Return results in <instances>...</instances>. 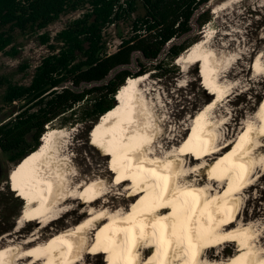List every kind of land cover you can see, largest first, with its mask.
I'll use <instances>...</instances> for the list:
<instances>
[{
	"label": "bare ground",
	"instance_id": "bare-ground-1",
	"mask_svg": "<svg viewBox=\"0 0 264 264\" xmlns=\"http://www.w3.org/2000/svg\"><path fill=\"white\" fill-rule=\"evenodd\" d=\"M220 11L217 8L214 14ZM213 34L177 59L184 71L200 63L198 72L215 96L193 117L184 144L172 147L164 157L153 151L159 126L145 99L146 91L141 90L146 75L129 78L116 94L118 104L93 128L96 142L107 147L106 155L112 154L113 184L125 185L138 198L136 204L125 211L95 207L106 194L101 182L74 183L68 167L59 169L54 160L63 147L55 143L66 135L47 129L42 147L17 168L14 187L26 200L22 219L47 227L63 206L87 204L89 211L77 215L84 219L74 229L47 241L33 232L20 248L0 242V264H86L88 255H103L107 264H264V237L257 234V224L239 220L240 196L256 182L252 173L257 160L264 170V154L255 155L263 149L259 147L264 140V98L236 139L216 135L208 112L224 98L225 90L216 81L215 54L206 46ZM252 70L255 75L264 74L262 57L255 60ZM203 169L206 179L191 180ZM184 170L191 171L183 175ZM90 230L94 239L87 253L85 238ZM218 247H224L223 252L232 248V254L226 260L223 255L211 259L209 252Z\"/></svg>",
	"mask_w": 264,
	"mask_h": 264
},
{
	"label": "rangeland",
	"instance_id": "rangeland-1",
	"mask_svg": "<svg viewBox=\"0 0 264 264\" xmlns=\"http://www.w3.org/2000/svg\"><path fill=\"white\" fill-rule=\"evenodd\" d=\"M217 8L221 11L214 14ZM205 11L209 12L211 20L202 26L200 25V15ZM144 13L145 10L139 3L138 12L135 16H142ZM80 14L81 12L63 16L59 21L49 26L46 31L55 35ZM191 27L192 30L189 34L169 42L158 57V61L156 60L152 64L167 63V53L173 45L205 41L210 38V34L213 32V38L206 46L215 54L216 64L219 67L216 81L225 90V95L208 112V118L214 123L213 130L216 135L234 140L240 130L244 128L245 123L250 118L255 117L256 110L264 98V74L255 75L252 70L257 58L262 57L264 65V0H240L237 3L236 0H231V2L230 0L228 2L226 0H209L194 14ZM126 33V25L123 24L116 29L114 27L109 28L107 37L111 52L117 49L120 43V34L125 35ZM15 36L16 42L21 46V52L17 58L0 54V77H7L15 83L27 85L30 83L35 67L40 64L42 58L49 51L46 47L41 46L33 36H24L18 31H16ZM177 59L167 67L168 70L162 80L153 79L149 73L146 74V80L141 84V90L146 91L145 99L150 107L153 120L159 126V134L152 147V149L154 148L153 151H157L159 157H164L168 151L172 150V147L178 148L185 143V139L190 136L193 117L215 99V96L209 93L210 89H206L200 72L195 73V65L200 63L197 62L193 66H188L184 71L182 65L177 63ZM24 63H28L30 66L26 73L19 69ZM140 64H145V60L140 53H135L130 66L112 71L106 80L82 84L78 88L71 85L69 87L76 92H82L84 89L102 86L122 69H128L131 73L138 71ZM3 92L4 88L0 87V107H4L1 99ZM0 117L2 118L1 115ZM93 126L95 129V125ZM92 127L88 129L83 124L63 126L61 118L46 128L61 130L66 135V138H61L56 141L58 143H55L63 149L61 153L57 154L54 161H58L59 169L64 170L68 167L70 176L75 179L74 183L87 182L93 179L101 182L102 191L106 194L97 201L95 207L106 208L110 211L130 209L131 205L136 204L138 198L132 195L133 192L126 191L125 185L116 187L113 184L112 177L116 170L114 169L112 154L106 155L107 147L105 149L104 145L96 142L94 129L91 131ZM41 141L43 145V140ZM263 146L264 140L262 139L259 148L263 149L257 150L255 154L258 158L264 154ZM0 158L3 166V179L0 182V242L4 246L11 244L13 247L20 248L32 236L33 232H35L33 235L36 234L47 241L63 230L74 229L75 225L84 219L77 215L84 211L88 212L89 207L87 204L79 205L76 203L58 208L60 214L52 223L47 224V227H43L40 222L32 225L29 224L28 220L27 222L24 221L22 214L26 200L19 196V192L14 187L19 165L9 163L2 153H0ZM187 159L190 161L191 157L189 156ZM193 163H197V161L194 160ZM190 171L184 170L182 173L185 175ZM202 172L195 173L191 180L206 179L204 169ZM263 174L262 163L257 160V165L252 173V179L256 182L240 196L242 211L239 216V220L241 219L247 225L250 223L257 224L259 228L257 234L262 235V237H264ZM68 210L69 212H67ZM93 236L94 231H88L85 238L87 240V253L93 242ZM6 240L8 241L6 242ZM232 248H234L233 250L237 249L236 246ZM232 248H229L227 252H223L224 247L213 248L209 252L210 257L212 259L214 256L223 255L222 258L224 257L223 259L226 260L232 254L230 252ZM140 250L142 251V249ZM86 262V264H107L103 255L101 258L88 255Z\"/></svg>",
	"mask_w": 264,
	"mask_h": 264
},
{
	"label": "trees",
	"instance_id": "trees-1",
	"mask_svg": "<svg viewBox=\"0 0 264 264\" xmlns=\"http://www.w3.org/2000/svg\"><path fill=\"white\" fill-rule=\"evenodd\" d=\"M208 1L0 0V54L19 56L16 31L33 36L49 51L35 67L29 84L0 77V87L4 88L0 149L7 161L19 165L38 151L46 128L61 118L63 126L83 124L90 129L96 125L117 105V91L128 78L150 73L153 79L162 80L167 67L196 41L173 45L167 63H152L169 42L191 32L192 17ZM139 3L145 13L135 16ZM78 12L79 17L55 35L46 31L63 16ZM210 20L208 11L200 15V25ZM121 24L126 25L127 33L120 34V43L111 52L108 30ZM135 53L145 60L138 71L122 69L106 84L82 92L69 87L106 80L112 71L130 66ZM29 68L28 63L19 67L25 73Z\"/></svg>",
	"mask_w": 264,
	"mask_h": 264
},
{
	"label": "water",
	"instance_id": "water-1",
	"mask_svg": "<svg viewBox=\"0 0 264 264\" xmlns=\"http://www.w3.org/2000/svg\"><path fill=\"white\" fill-rule=\"evenodd\" d=\"M195 67H196L195 73H198V69H199L198 65H195ZM0 153H2L1 149H0ZM2 179H3V166H2V162H1V158H0V182L2 181Z\"/></svg>",
	"mask_w": 264,
	"mask_h": 264
}]
</instances>
